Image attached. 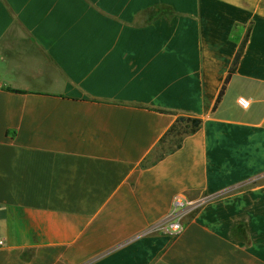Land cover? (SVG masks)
Listing matches in <instances>:
<instances>
[{
  "label": "crops",
  "instance_id": "crops-1",
  "mask_svg": "<svg viewBox=\"0 0 264 264\" xmlns=\"http://www.w3.org/2000/svg\"><path fill=\"white\" fill-rule=\"evenodd\" d=\"M0 264H264V0H0Z\"/></svg>",
  "mask_w": 264,
  "mask_h": 264
},
{
  "label": "built area",
  "instance_id": "built-area-1",
  "mask_svg": "<svg viewBox=\"0 0 264 264\" xmlns=\"http://www.w3.org/2000/svg\"><path fill=\"white\" fill-rule=\"evenodd\" d=\"M237 103L242 108L249 106V100L244 96L237 97ZM208 198L206 195L196 199H189L184 195H176L172 201L171 211L164 219L153 225L151 229L171 234L182 232L185 227V217L199 209Z\"/></svg>",
  "mask_w": 264,
  "mask_h": 264
},
{
  "label": "trees",
  "instance_id": "trees-1",
  "mask_svg": "<svg viewBox=\"0 0 264 264\" xmlns=\"http://www.w3.org/2000/svg\"><path fill=\"white\" fill-rule=\"evenodd\" d=\"M249 29V28H248ZM247 36H248V31L246 33V35L244 36V38L242 39V41L239 44L238 50L235 54V57L233 59V62L231 64V67L229 68L228 74L225 78L224 84L221 88V91L217 97L216 103L220 100L222 94H223V90L225 87V84L228 82V80L230 79L231 75L235 72L236 66L238 64V61L241 57V54L243 52V48L244 45L246 43L247 40ZM202 123V119L198 118V117H191V116H184V115H179L175 121V123L173 124V126L167 131V135L170 133H180L182 136L185 134H189V133H193L196 130H198V128L201 126ZM179 126H184L181 129V132L178 131V127Z\"/></svg>",
  "mask_w": 264,
  "mask_h": 264
},
{
  "label": "rangeland",
  "instance_id": "rangeland-1",
  "mask_svg": "<svg viewBox=\"0 0 264 264\" xmlns=\"http://www.w3.org/2000/svg\"><path fill=\"white\" fill-rule=\"evenodd\" d=\"M182 127H184V126H182Z\"/></svg>",
  "mask_w": 264,
  "mask_h": 264
}]
</instances>
